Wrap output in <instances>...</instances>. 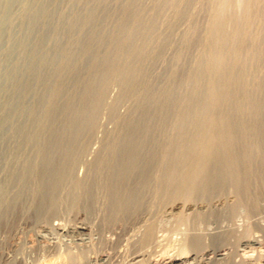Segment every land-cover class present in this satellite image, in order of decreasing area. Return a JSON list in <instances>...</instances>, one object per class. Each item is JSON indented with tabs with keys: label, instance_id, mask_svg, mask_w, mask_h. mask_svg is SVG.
<instances>
[{
	"label": "rangeland",
	"instance_id": "obj_1",
	"mask_svg": "<svg viewBox=\"0 0 264 264\" xmlns=\"http://www.w3.org/2000/svg\"><path fill=\"white\" fill-rule=\"evenodd\" d=\"M215 2L0 0V264H104L99 259L112 251L110 264H130L129 246L108 240L102 214L81 206L77 183L107 155L109 141L121 143L119 134L125 138L141 118L152 129L143 154L155 157L162 136L175 140L174 99L196 92L184 109L201 115L207 86L220 84L205 73L197 84L193 73ZM262 10L252 3L242 37L223 45L248 72L251 95L264 69ZM51 153L55 176L45 170ZM44 180L59 188L52 206L51 198L40 202ZM80 221L90 225L88 234L66 233Z\"/></svg>",
	"mask_w": 264,
	"mask_h": 264
},
{
	"label": "bare ground",
	"instance_id": "obj_2",
	"mask_svg": "<svg viewBox=\"0 0 264 264\" xmlns=\"http://www.w3.org/2000/svg\"><path fill=\"white\" fill-rule=\"evenodd\" d=\"M215 1L193 73L197 84L204 73L218 75L220 84L218 89L207 86L206 97L198 101L204 106L201 115L196 118L184 109L196 92L185 100L178 95L171 108L175 110V140L161 133L164 141L158 142L157 155L146 156L144 141L152 129L149 132L147 121L139 118L125 138L119 134L124 139L121 143L117 145L116 136L112 137L115 143L105 145L107 155L99 157L92 173L77 183L81 206L87 213L102 214L108 240L129 246L130 264H264V69L254 77L251 95L245 88L248 72L232 47L223 48L230 37L236 41L242 37L252 3H262L260 39L264 36V0ZM241 6L243 14L238 13ZM225 96L231 98L228 106ZM224 105L230 106L226 113ZM54 155L46 159L49 174ZM43 185L40 202L43 205L45 198H51L52 206L58 187L46 181ZM65 231L88 234L91 228L80 221ZM111 256L99 260L110 264Z\"/></svg>",
	"mask_w": 264,
	"mask_h": 264
}]
</instances>
